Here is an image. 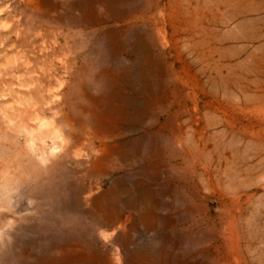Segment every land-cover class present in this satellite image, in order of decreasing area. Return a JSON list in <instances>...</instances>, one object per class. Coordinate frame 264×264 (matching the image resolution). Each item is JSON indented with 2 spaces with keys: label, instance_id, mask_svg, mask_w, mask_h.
Here are the masks:
<instances>
[{
  "label": "rangeland",
  "instance_id": "374dc122",
  "mask_svg": "<svg viewBox=\"0 0 264 264\" xmlns=\"http://www.w3.org/2000/svg\"><path fill=\"white\" fill-rule=\"evenodd\" d=\"M3 3L0 264H264V0ZM70 37L101 95L59 91ZM45 104L65 136L37 158Z\"/></svg>",
  "mask_w": 264,
  "mask_h": 264
},
{
  "label": "clouds",
  "instance_id": "9594fccd",
  "mask_svg": "<svg viewBox=\"0 0 264 264\" xmlns=\"http://www.w3.org/2000/svg\"><path fill=\"white\" fill-rule=\"evenodd\" d=\"M6 12L7 5L3 3V0H0V49L8 51L16 48L15 43H9L12 37L20 39L25 29L21 23V17L6 16ZM35 35L39 36L41 34L36 33ZM53 43L57 49V55L53 57V62L57 65L58 77L65 82V88L59 89L60 92H64L66 89L70 90L72 85L80 87L81 94L85 96L86 93H90L92 96H99L106 90L107 81L101 75L103 69L91 73V82L88 81L89 72L82 67L84 52L81 50L78 37H70L63 43H61L60 39H54ZM3 55L4 53L0 52V56ZM61 61L64 63L61 64ZM5 67L7 65L0 64V69ZM25 67H30V65L25 63ZM17 79L23 80V77H17ZM7 98L6 94H0V100H6ZM52 100L63 101L64 97L56 94L52 96ZM11 107V104H0V118L7 120L6 110ZM19 107H23V105H19ZM38 107V105L33 106L34 109ZM44 108L51 110L38 119L29 121L31 128L27 143L38 150L36 153L37 158H39L41 151L46 154L59 151L60 142L65 136V130L59 125L61 117L60 113L56 111V105L45 104ZM9 123H15V121H9ZM41 125H46V127H41ZM52 133H55L58 139L54 140Z\"/></svg>",
  "mask_w": 264,
  "mask_h": 264
},
{
  "label": "bare ground",
  "instance_id": "6f19581e",
  "mask_svg": "<svg viewBox=\"0 0 264 264\" xmlns=\"http://www.w3.org/2000/svg\"><path fill=\"white\" fill-rule=\"evenodd\" d=\"M104 195H105V193L104 194H102V195H98V196H93L91 199H92V201H93V203L95 204V205H97L98 203H101V199L99 198V197H104ZM107 197L108 196H105V198L104 199H106L107 200ZM107 234H112V232H108ZM59 259H62V260H68L69 259V255H67V254H65V255H63L62 257H60ZM50 260V259H49Z\"/></svg>",
  "mask_w": 264,
  "mask_h": 264
}]
</instances>
